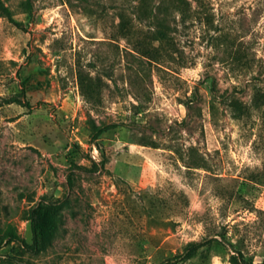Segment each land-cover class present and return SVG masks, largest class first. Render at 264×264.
Returning a JSON list of instances; mask_svg holds the SVG:
<instances>
[{
  "label": "rangeland",
  "instance_id": "rangeland-1",
  "mask_svg": "<svg viewBox=\"0 0 264 264\" xmlns=\"http://www.w3.org/2000/svg\"><path fill=\"white\" fill-rule=\"evenodd\" d=\"M232 256L264 264V0H0V264Z\"/></svg>",
  "mask_w": 264,
  "mask_h": 264
},
{
  "label": "trees",
  "instance_id": "trees-1",
  "mask_svg": "<svg viewBox=\"0 0 264 264\" xmlns=\"http://www.w3.org/2000/svg\"><path fill=\"white\" fill-rule=\"evenodd\" d=\"M116 125L114 124H106V125H102L100 127H98L94 134L93 137H97L98 135H100L102 132L111 129L113 127H115ZM203 245V241L200 242H194L191 245H189L188 247L185 248V250L182 252V254L179 255L178 259L180 261H184L187 260L188 258H190L192 256V254L201 246ZM230 262L232 264H242L241 261L239 260V258L237 256H232L230 258Z\"/></svg>",
  "mask_w": 264,
  "mask_h": 264
}]
</instances>
